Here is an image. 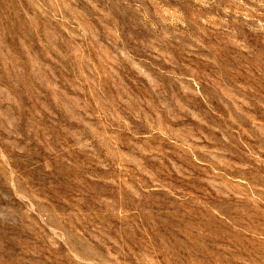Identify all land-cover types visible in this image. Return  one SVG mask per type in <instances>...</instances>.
I'll list each match as a JSON object with an SVG mask.
<instances>
[{
	"label": "rangeland",
	"instance_id": "obj_1",
	"mask_svg": "<svg viewBox=\"0 0 264 264\" xmlns=\"http://www.w3.org/2000/svg\"><path fill=\"white\" fill-rule=\"evenodd\" d=\"M0 264H264V0H0Z\"/></svg>",
	"mask_w": 264,
	"mask_h": 264
}]
</instances>
